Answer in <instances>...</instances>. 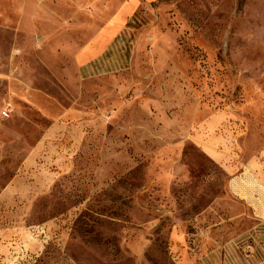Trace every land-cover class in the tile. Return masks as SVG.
<instances>
[{
    "label": "rangeland",
    "instance_id": "374dc122",
    "mask_svg": "<svg viewBox=\"0 0 264 264\" xmlns=\"http://www.w3.org/2000/svg\"><path fill=\"white\" fill-rule=\"evenodd\" d=\"M0 264H264V0H0Z\"/></svg>",
    "mask_w": 264,
    "mask_h": 264
},
{
    "label": "built area",
    "instance_id": "2783aa9c",
    "mask_svg": "<svg viewBox=\"0 0 264 264\" xmlns=\"http://www.w3.org/2000/svg\"><path fill=\"white\" fill-rule=\"evenodd\" d=\"M4 113L6 114V111Z\"/></svg>",
    "mask_w": 264,
    "mask_h": 264
}]
</instances>
